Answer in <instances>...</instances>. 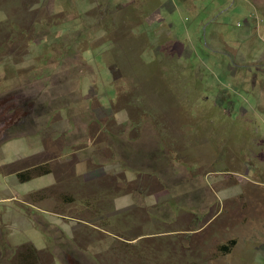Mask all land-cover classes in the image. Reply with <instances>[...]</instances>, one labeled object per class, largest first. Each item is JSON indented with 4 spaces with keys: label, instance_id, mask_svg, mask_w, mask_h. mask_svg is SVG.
<instances>
[{
    "label": "rangeland",
    "instance_id": "1",
    "mask_svg": "<svg viewBox=\"0 0 264 264\" xmlns=\"http://www.w3.org/2000/svg\"><path fill=\"white\" fill-rule=\"evenodd\" d=\"M0 264H264V0H0Z\"/></svg>",
    "mask_w": 264,
    "mask_h": 264
},
{
    "label": "crops",
    "instance_id": "2",
    "mask_svg": "<svg viewBox=\"0 0 264 264\" xmlns=\"http://www.w3.org/2000/svg\"><path fill=\"white\" fill-rule=\"evenodd\" d=\"M119 169V168H118ZM125 176L129 175V172H123ZM86 175L87 173H84L82 176L84 177V179L86 180ZM88 178V177H87ZM133 181H138L137 179H132ZM130 181V180H129ZM148 187V186H147ZM133 194H137L136 192H133ZM151 193L148 194H144V195H140L137 194L139 196L138 199V205L139 207L135 206V202L134 201H129L127 203V205L125 206V209H120V201H122L123 197L125 196H114L111 197L109 200H107V204H112V205H116V211H123V210H129L131 209L133 213H139V215L134 214L132 217L129 218V221L126 223V225H130L131 227H134L135 229L137 228L138 230H141V232L138 235V238H140V240H145V239H153L156 238V236L154 234L157 233H167V232H154L153 230H151L152 232H150V229H152V227L150 228V225L158 222V218L155 217L152 212L156 209L155 207H157L159 204V202L153 201V197H151L150 195ZM134 197V195H132ZM143 196H145L146 198L143 199ZM128 199L132 200L131 196H128ZM143 199V200H142ZM157 205V206H156ZM119 207V208H118ZM116 211H112V213L116 214ZM163 224H165L163 221H161ZM131 223V224H128ZM144 229V231H143ZM169 234H173V233H169ZM159 235V234H157ZM164 235V234H160Z\"/></svg>",
    "mask_w": 264,
    "mask_h": 264
},
{
    "label": "trees",
    "instance_id": "3",
    "mask_svg": "<svg viewBox=\"0 0 264 264\" xmlns=\"http://www.w3.org/2000/svg\"><path fill=\"white\" fill-rule=\"evenodd\" d=\"M127 212V211H126ZM234 242H231L233 244ZM229 246H224L223 249H228Z\"/></svg>",
    "mask_w": 264,
    "mask_h": 264
}]
</instances>
